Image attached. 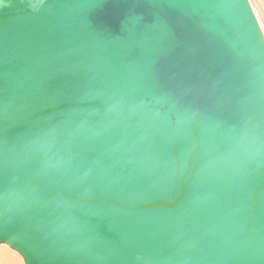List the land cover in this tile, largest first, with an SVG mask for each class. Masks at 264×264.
<instances>
[{"label": "water", "instance_id": "water-1", "mask_svg": "<svg viewBox=\"0 0 264 264\" xmlns=\"http://www.w3.org/2000/svg\"><path fill=\"white\" fill-rule=\"evenodd\" d=\"M242 4L237 28L203 0H3L0 137L34 139L51 117L81 132L51 147L47 176L12 154L0 172V244L24 264H264V143L253 142L264 53L245 32L264 34ZM181 124L222 146L216 173L169 183L128 163L134 144ZM217 124L225 135L212 140ZM153 147L163 152L167 139Z\"/></svg>", "mask_w": 264, "mask_h": 264}, {"label": "snow or ice", "instance_id": "snow-or-ice-1", "mask_svg": "<svg viewBox=\"0 0 264 264\" xmlns=\"http://www.w3.org/2000/svg\"><path fill=\"white\" fill-rule=\"evenodd\" d=\"M45 0H36L37 5H43ZM3 3V0H0ZM203 3L216 9L217 15L226 17L233 23L234 27L240 28L245 24L243 18V4L242 0H203ZM245 36L249 40H255L261 52L264 53V41L259 40L255 35L254 28H247ZM264 67V64H262ZM123 98L117 100L108 108V113L117 106H123L125 103ZM9 118V108L7 105L0 104V121ZM232 131H235L233 129ZM81 128L77 127L69 132L68 129L61 130V125L57 122L56 117H51L47 123L36 134L34 139L26 140L21 137L15 142L8 140L6 137H0V172H3L8 166L12 154L17 157H23L19 163H31L38 166L37 175L47 176L53 171V166L48 163V153L51 147L60 144L64 134L67 133L73 138L80 135ZM157 135H163L167 139L168 147L160 152L153 147ZM225 135L221 126L217 124L211 130V139ZM260 139L264 143V128L261 129L259 135L253 133V142ZM144 143L148 144L147 148L141 149L140 145L134 144L126 155L129 156L128 163L138 167L141 171L147 172L150 177L158 176L159 179L165 180L169 183H175L177 180L190 175L192 170H196L197 177H205L216 173L221 167L225 165V158L221 151V145H210L209 138H202L199 143L192 139L190 134L185 131V128L178 125L174 129H165L162 133H155L151 140L144 138ZM178 151V155L173 154V150ZM257 154L264 158V149H257ZM138 153L139 156L137 155ZM59 166H55V170L59 171L63 167L68 166L67 161H63ZM243 164L237 165L232 170L239 175L242 171ZM88 177V173H84L80 177V183L83 184ZM8 193L0 194V203L7 198ZM21 199H24V194H20ZM188 203L192 206H198L203 202L205 196L198 190L195 180H193L189 191Z\"/></svg>", "mask_w": 264, "mask_h": 264}, {"label": "rangeland", "instance_id": "rangeland-1", "mask_svg": "<svg viewBox=\"0 0 264 264\" xmlns=\"http://www.w3.org/2000/svg\"><path fill=\"white\" fill-rule=\"evenodd\" d=\"M250 4H251V7H253L252 9L255 13V16L257 18L259 26H260L263 34H264V7H262L263 2L261 0H251ZM2 245L4 246L2 248H3V252H4L3 254H5V255H0V264H12V263L24 264L21 256L16 251L11 249L7 245H4V244H2Z\"/></svg>", "mask_w": 264, "mask_h": 264}, {"label": "bare ground", "instance_id": "bare-ground-1", "mask_svg": "<svg viewBox=\"0 0 264 264\" xmlns=\"http://www.w3.org/2000/svg\"><path fill=\"white\" fill-rule=\"evenodd\" d=\"M262 2H263V6L262 7H264V0H261ZM250 3H251V0L249 1ZM253 8V7H252ZM255 14V13H254ZM258 15V14H257ZM258 17V16H257ZM4 245H6V244H4ZM8 246V245H7ZM2 247H4L2 244H0V255H5V254H3L4 252H3V248ZM12 249V248H11ZM15 251V250H14ZM18 253V252H17ZM19 254V253H18ZM20 255V254H19ZM21 256V255H20ZM22 258V257H21ZM22 261H23V259H22ZM12 264H15V263H12Z\"/></svg>", "mask_w": 264, "mask_h": 264}]
</instances>
